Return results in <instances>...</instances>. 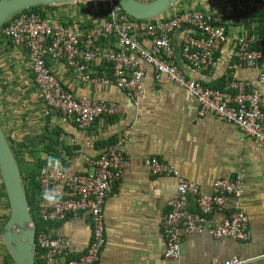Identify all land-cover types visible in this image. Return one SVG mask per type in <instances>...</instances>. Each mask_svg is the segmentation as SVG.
<instances>
[{
	"label": "crops",
	"instance_id": "obj_1",
	"mask_svg": "<svg viewBox=\"0 0 264 264\" xmlns=\"http://www.w3.org/2000/svg\"><path fill=\"white\" fill-rule=\"evenodd\" d=\"M245 2L182 0L180 8L209 10ZM85 5L90 6L87 15L82 6L75 4L43 11L64 23L75 22L68 26H93L103 20L96 16L101 4L90 2ZM90 21L93 25H89ZM214 22L227 35L215 65L207 71L194 69L187 75L217 89L222 88L228 78L248 81L264 96L259 68L237 57L238 41L243 38L256 39L253 45L258 47L263 25L258 12H237L230 18H217ZM179 30L174 42L180 66L177 38L182 33L187 35L195 31L192 28ZM142 43L148 49L152 47L149 38L142 39ZM135 59L139 60L137 56ZM142 64L145 69L144 93L136 98L115 86L80 83L63 62L48 59V66L68 91L124 106L123 115L101 117L91 128L83 130L73 123H66L61 114L49 111L30 69L28 50L0 36V118L4 128L17 142L34 140L46 128L62 129L61 157L68 165L69 174L89 172L83 156L97 158L108 145L121 136L126 137L124 151L129 165L105 203V245L98 264H208L213 259L223 261L233 257L252 259L247 264H264V146H259L239 127L216 115L201 116L194 95L172 82L158 85L153 68ZM34 147L43 158L48 156L37 142ZM148 156H156L173 166L179 176L194 182L205 193H212L216 180L241 176L240 204L249 219V239L239 241L230 237L213 238L205 233L186 234L180 259H166L162 218L169 212L170 202L176 196L177 179L174 175H152L144 166ZM1 184L0 176V264H5L7 252L2 230L8 202L2 195ZM57 186L63 189L64 197L65 186ZM186 200L190 209L196 211L195 198L187 196ZM228 201L231 204L234 199ZM227 214L229 212H215L210 216L209 226H219ZM51 228L71 241L73 250L68 258H78L85 253L92 236L88 215L73 214L63 222L52 223Z\"/></svg>",
	"mask_w": 264,
	"mask_h": 264
},
{
	"label": "built area",
	"instance_id": "obj_2",
	"mask_svg": "<svg viewBox=\"0 0 264 264\" xmlns=\"http://www.w3.org/2000/svg\"><path fill=\"white\" fill-rule=\"evenodd\" d=\"M109 17L94 26L84 24L68 26L53 15L21 12L2 28L0 36L10 39L15 46H24L29 53L30 69L49 111L58 112L66 123L80 129H89L101 117H118L124 106L68 91L48 66V59L63 62L75 80L83 84L103 87L115 86L139 98L144 93L145 69L151 66L158 85L166 81L186 89L199 102L201 116L213 114L239 127L247 136L264 146V96L248 81L226 79L221 89L205 86L189 77L176 61L174 36L183 26L195 32L185 35L182 56L194 69L207 71L215 65L216 57L227 41L217 18H230L237 12H264V0H246L244 4H226L209 10H184L158 20H138L111 2ZM149 38L150 49L142 39ZM238 41L237 57L259 68V83L264 85V36ZM104 46H103V45ZM138 59H135V57ZM112 65L107 75L99 67ZM105 71V72H104ZM126 137L108 145L99 157L83 156L90 169L86 173L57 174L51 169L40 172L41 192L63 184L66 195L55 207L39 203L38 216L46 228L37 230L36 246L44 251L48 264H98L105 245L104 207L107 198L129 165L124 151ZM68 169L67 163H62ZM145 168L155 176L174 175L177 193L170 202V210L162 218L166 259L177 261L181 257L183 237L191 233H205L213 238L230 237L239 241L249 239V219L241 207L242 177L219 179L213 183L212 193L177 173L175 168L156 156H148ZM187 196L195 198L197 210H191ZM234 202L229 203L228 199ZM217 211L229 212L223 223L209 226L210 216ZM89 216L92 226L90 244L81 257L68 258L73 245L66 237L56 234L52 223H60L73 214ZM38 254V253H37ZM252 259L233 257L213 259L208 264H247Z\"/></svg>",
	"mask_w": 264,
	"mask_h": 264
},
{
	"label": "water",
	"instance_id": "obj_3",
	"mask_svg": "<svg viewBox=\"0 0 264 264\" xmlns=\"http://www.w3.org/2000/svg\"><path fill=\"white\" fill-rule=\"evenodd\" d=\"M182 0H0V29L13 17L34 7H60L76 3L111 2L138 20H158L182 11ZM183 26L179 31L188 30ZM178 31V32H179ZM184 33L177 38L180 66L186 74L194 68L182 56ZM0 176L9 208L2 230L5 250L12 264H36L37 224L31 213L28 192L18 159L0 119Z\"/></svg>",
	"mask_w": 264,
	"mask_h": 264
},
{
	"label": "trees",
	"instance_id": "obj_4",
	"mask_svg": "<svg viewBox=\"0 0 264 264\" xmlns=\"http://www.w3.org/2000/svg\"><path fill=\"white\" fill-rule=\"evenodd\" d=\"M99 4L101 5L99 8V11L96 13V16L99 18H102L103 20H106L109 17V6L106 3H99ZM75 5L82 6L81 8L82 10L85 9L84 12L86 15L89 12L88 10L90 6L87 7V5L89 4L85 5L84 3H76ZM48 8L57 9L58 7H50V6L34 7L32 9L25 10L24 12H36V13L44 14L43 10L48 9ZM258 17L260 18V22L263 24L261 27V33H259V37H263L264 36V12H258ZM61 22L65 25H71L75 23V22L73 23L72 21L68 23H64L63 20H61ZM89 25H93L92 21H90ZM255 48H257V45L255 46ZM176 61L178 63L177 56H176ZM103 69H106V71L109 72L110 74L112 72V65L104 62L99 68L98 72L101 73ZM1 122L3 123L2 119H1ZM61 132H62V129L60 128H53L52 130H50L49 128H46V130L41 135L36 136L34 140L26 139L25 141H20V142L15 141L12 136H8L11 142L12 149L18 159V162H19L22 174H23V178L26 183V188L28 192V200L31 206V213L37 224L38 231H40L42 228L47 227L46 224L41 222L38 216L39 203L41 202L40 197L42 193L39 176H40L41 170L46 166L47 161L41 155L38 154V151L36 150L34 145H35V142H37L39 146H41L44 154L48 156L56 157L60 159L61 163H64L65 160L61 157V146H62V143L60 142ZM1 185H2L1 188L3 190L2 195L7 201L3 183ZM7 209H8L7 210L8 212L5 215V219H4L5 222L9 216L8 205H7ZM49 227H51V225ZM37 253L38 254L36 258V264H48L45 261V259H43L44 251H41L38 248ZM5 264H12V261L7 253H6V263Z\"/></svg>",
	"mask_w": 264,
	"mask_h": 264
},
{
	"label": "clouds",
	"instance_id": "obj_5",
	"mask_svg": "<svg viewBox=\"0 0 264 264\" xmlns=\"http://www.w3.org/2000/svg\"><path fill=\"white\" fill-rule=\"evenodd\" d=\"M1 31V29H0ZM47 163L46 166L42 169V172L47 173L50 169L57 173L63 174L68 171L64 165H62L60 159L53 156H45ZM63 189L60 186L54 188L45 189L41 193V200L49 207H55L60 204L63 199Z\"/></svg>",
	"mask_w": 264,
	"mask_h": 264
},
{
	"label": "rangeland",
	"instance_id": "obj_6",
	"mask_svg": "<svg viewBox=\"0 0 264 264\" xmlns=\"http://www.w3.org/2000/svg\"><path fill=\"white\" fill-rule=\"evenodd\" d=\"M78 8V7H77ZM79 9V8H78ZM7 134H8V131H7ZM23 140V139H22ZM23 141H25V140H23Z\"/></svg>",
	"mask_w": 264,
	"mask_h": 264
}]
</instances>
